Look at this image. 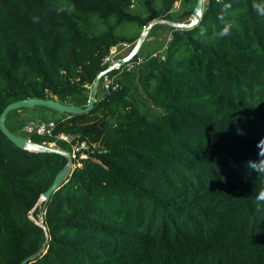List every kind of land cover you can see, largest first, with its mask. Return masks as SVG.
<instances>
[{"label":"trees","instance_id":"1","mask_svg":"<svg viewBox=\"0 0 264 264\" xmlns=\"http://www.w3.org/2000/svg\"><path fill=\"white\" fill-rule=\"evenodd\" d=\"M137 1L146 16L130 13L134 0H0V116L34 98L87 108L109 49L134 45L176 0ZM254 2L264 0L211 2L198 24L171 30L160 54L108 73L118 87L102 86L100 98L96 88L91 110L64 113L54 137L30 139L37 150L0 130V264H21L44 244L27 264H264L255 198L264 174L248 167L264 140V16ZM226 4L230 34L220 38ZM126 23L137 36L116 32ZM22 110L5 119L16 136L26 122L11 118ZM83 141L97 149L72 160L41 201L63 153Z\"/></svg>","mask_w":264,"mask_h":264},{"label":"water","instance_id":"2","mask_svg":"<svg viewBox=\"0 0 264 264\" xmlns=\"http://www.w3.org/2000/svg\"><path fill=\"white\" fill-rule=\"evenodd\" d=\"M203 15V0H195L194 7L191 11L189 22L184 23H174L168 20L163 19H156L152 20L146 27L143 28L140 36L136 40L135 44L133 45V48L128 53L127 56H125L122 59H119L117 61V65L113 66L111 68H107L105 71L101 72L95 81L92 84L91 87V94L88 100V106L85 109H82L80 107L74 106V105H65L62 104L56 100H41V99H27L22 101H17L9 104L2 112L0 116V130L1 132L12 142L14 143L18 148L28 150V151H35L39 148V146L33 144L32 142H28L25 138L16 136L12 134L5 125V119L9 112L13 110L18 109H32L34 107H45L47 109H50L52 111L58 112V113H72V114H79L83 112H87L92 109L93 104L95 102V90L100 83V80L103 76L110 73L111 71H114L117 69V67L125 66L127 63H129L138 53L143 45L144 41L146 40L150 30L153 26L158 24H164L171 27L173 30L177 29H189L193 27L194 25L198 24V22L201 20ZM55 151V150H52ZM59 152V151H56ZM64 156L67 159V165L65 168L57 175L55 178L53 184L50 186V188L45 192V194L42 196L41 201L48 200L52 193L57 189L58 185L61 183V181L64 179L63 176L65 174V171L69 165H72V160L70 153L64 152ZM40 226L44 228L43 224V218L40 217ZM46 244L42 246V248L34 255L26 258L21 264H27L29 261L35 260L37 257L40 256V254L44 251Z\"/></svg>","mask_w":264,"mask_h":264},{"label":"rangeland","instance_id":"3","mask_svg":"<svg viewBox=\"0 0 264 264\" xmlns=\"http://www.w3.org/2000/svg\"><path fill=\"white\" fill-rule=\"evenodd\" d=\"M153 4L156 8H160L162 5V0H153ZM195 4V0H183L181 9L176 13H170L168 16V21L174 22V23H184L188 22L190 19V12L192 11ZM131 14L133 15H139V16H146V12L144 11V8L140 2L137 0H134L133 6L129 10ZM171 30L172 28L168 25L164 24H158L152 27L150 30L146 40L144 41L143 45L141 46V50L139 51V55L142 59H146L150 54H160L164 47L166 46L170 36H171ZM116 32L119 34L127 35V36H137L138 35V28L135 24L132 23H126L121 24L117 29ZM135 44V43H134ZM128 52V51H127ZM126 54L122 55L121 57H124ZM120 58V57H119ZM122 79L121 76H117V79ZM119 79V80H120ZM130 83L134 84V86H138V76L137 71L132 77H129ZM92 87V86H91ZM91 87H89L85 93L86 97L89 100L90 94H91ZM102 87V83L98 84V94L97 97L100 98L103 93L100 91ZM69 105V104H65ZM64 113H58V112H52L51 110H47L41 107H36L32 109H25L20 111L18 114L13 115L11 118V121L14 122L15 126L19 125V122H27V121H35V122H48L50 120L56 121L59 118L63 117ZM20 136L23 138H29L33 140H45V136H37V135H29L21 131L19 133ZM50 147H55V145L49 144ZM72 165H69L65 171V174L63 178L67 176L70 169L72 168ZM41 215L38 216V222H40Z\"/></svg>","mask_w":264,"mask_h":264},{"label":"built area","instance_id":"4","mask_svg":"<svg viewBox=\"0 0 264 264\" xmlns=\"http://www.w3.org/2000/svg\"><path fill=\"white\" fill-rule=\"evenodd\" d=\"M183 0H176L170 9L169 13H176L178 12L182 7ZM211 2L220 3L222 0H203V13L208 8ZM172 39V35L170 36L169 40ZM133 48V44L128 42H122L119 43L116 46H112L108 54L102 59V65L106 66L107 68H111L113 66L117 65V61L119 59L124 58L128 55V53ZM166 48V46H165ZM128 51V52H127ZM124 57H121L122 55L126 54ZM120 57V58H119ZM144 62V59L141 57H138L136 59H132L129 63H127L125 66L117 67L116 70L122 71H130L134 67L139 66ZM115 76L110 77L108 74L102 77V86L105 90L109 89H116L118 86L114 82ZM55 128V123L53 121L49 122H35V121H27L24 123V125L21 128V131L26 134L31 135H37V136H47V137H54L53 131ZM58 140L64 141L66 143H70V136L65 134H59L56 137ZM28 142H31L29 138H25ZM97 149V146L95 144H88L86 142H78L76 144L70 145V156L71 160H76L77 158H85L87 157L88 151H94Z\"/></svg>","mask_w":264,"mask_h":264},{"label":"clouds","instance_id":"5","mask_svg":"<svg viewBox=\"0 0 264 264\" xmlns=\"http://www.w3.org/2000/svg\"><path fill=\"white\" fill-rule=\"evenodd\" d=\"M231 5L226 4L224 5V9L221 11V14L218 16V19L222 22L225 21L224 11H226L228 8H230ZM253 8L257 12L258 15L264 16V3H253ZM230 28L231 25L227 22L223 23L222 29L217 34L218 37L223 38L230 34ZM204 30L201 29V34H203ZM259 151V158L255 161H250L248 164V167L260 174H264V140H261L258 144ZM255 198L256 202L259 205L260 203H264V186L258 187L255 191Z\"/></svg>","mask_w":264,"mask_h":264}]
</instances>
